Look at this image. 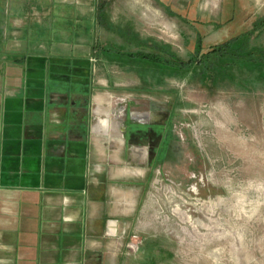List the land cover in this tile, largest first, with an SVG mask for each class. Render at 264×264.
I'll return each instance as SVG.
<instances>
[{
  "label": "rangeland",
  "instance_id": "rangeland-1",
  "mask_svg": "<svg viewBox=\"0 0 264 264\" xmlns=\"http://www.w3.org/2000/svg\"><path fill=\"white\" fill-rule=\"evenodd\" d=\"M97 2L92 97L123 136L101 140L118 264H264V73L233 55L264 59V0Z\"/></svg>",
  "mask_w": 264,
  "mask_h": 264
},
{
  "label": "crops",
  "instance_id": "crops-1",
  "mask_svg": "<svg viewBox=\"0 0 264 264\" xmlns=\"http://www.w3.org/2000/svg\"><path fill=\"white\" fill-rule=\"evenodd\" d=\"M102 11L0 0V264H118L122 206L101 140L123 136L92 97Z\"/></svg>",
  "mask_w": 264,
  "mask_h": 264
},
{
  "label": "trees",
  "instance_id": "trees-1",
  "mask_svg": "<svg viewBox=\"0 0 264 264\" xmlns=\"http://www.w3.org/2000/svg\"><path fill=\"white\" fill-rule=\"evenodd\" d=\"M230 46V44L229 43H225V44H223L222 46H220L219 48H216V49H212L211 51H209L207 54H212V55H214V56H216L217 58H219V59H221V55L220 54H217L218 52H220L221 50H224V48H228ZM155 47H157V48H154V52H156V54H159V53H157V51L158 52H166V47L165 48H163V49H165V50H163L162 49V46H159V45H156ZM231 48V47H230ZM233 49V48H232ZM230 50V49H229ZM242 52H244V51H242ZM164 54V53H163ZM151 55V56H150ZM149 56H145L144 58L145 59H150V61L151 62H153V63H158V62H160V60H159V56H156V55H153V54H150ZM237 59V61L238 62H241V61H245V62H247V63H250V64H254V65H256L259 69H260V73H264L263 71H264V59L263 60H261L260 59V57H258L259 59H257V58H253V61H247V60H241V58L243 59V57H244V55L245 54H233ZM239 55L241 56V57H239ZM202 59H200V60H198V62H197V65L198 66H200V67H202L203 69H204V71H207V68H209V66H210V64H206L205 66L204 65H202L203 63H202V61H201ZM193 62H191L190 64H192ZM235 65V64H237V63H229L228 62V64L227 65ZM218 73V72H217ZM217 75H224L222 72H220V73H218V74H216V75H213L212 76V79H213V77L215 78Z\"/></svg>",
  "mask_w": 264,
  "mask_h": 264
},
{
  "label": "bare ground",
  "instance_id": "bare-ground-1",
  "mask_svg": "<svg viewBox=\"0 0 264 264\" xmlns=\"http://www.w3.org/2000/svg\"><path fill=\"white\" fill-rule=\"evenodd\" d=\"M99 122V121H98ZM98 124V123H97ZM96 124V125H97ZM110 124V123H109ZM106 128V126H105ZM108 128V127H107ZM100 130V129H99ZM102 131V130H101ZM113 131H115L117 134H121V129H120V126H117L116 124H114V127H113ZM98 132V131H97ZM105 132V131H104ZM107 132V131H106ZM110 133V132H109ZM114 135V134H113ZM109 136V135H108Z\"/></svg>",
  "mask_w": 264,
  "mask_h": 264
},
{
  "label": "built area",
  "instance_id": "built-area-1",
  "mask_svg": "<svg viewBox=\"0 0 264 264\" xmlns=\"http://www.w3.org/2000/svg\"><path fill=\"white\" fill-rule=\"evenodd\" d=\"M134 238H137V236H134ZM127 248H128L129 250H133V249H135L134 245H133L131 242H130V244L127 245Z\"/></svg>",
  "mask_w": 264,
  "mask_h": 264
}]
</instances>
